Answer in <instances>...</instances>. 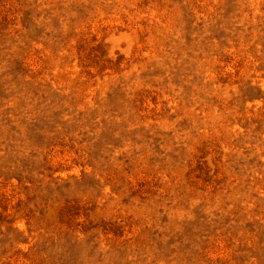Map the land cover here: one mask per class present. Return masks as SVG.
<instances>
[{"label":"rangeland","instance_id":"1","mask_svg":"<svg viewBox=\"0 0 264 264\" xmlns=\"http://www.w3.org/2000/svg\"><path fill=\"white\" fill-rule=\"evenodd\" d=\"M0 264H264V0H0Z\"/></svg>","mask_w":264,"mask_h":264}]
</instances>
